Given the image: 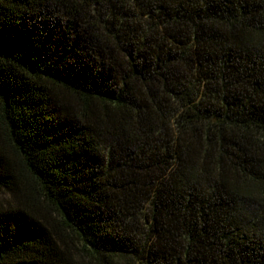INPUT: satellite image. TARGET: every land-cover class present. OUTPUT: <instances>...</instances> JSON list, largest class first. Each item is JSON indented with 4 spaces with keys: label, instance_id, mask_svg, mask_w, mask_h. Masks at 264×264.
<instances>
[{
    "label": "trees",
    "instance_id": "16d2710c",
    "mask_svg": "<svg viewBox=\"0 0 264 264\" xmlns=\"http://www.w3.org/2000/svg\"><path fill=\"white\" fill-rule=\"evenodd\" d=\"M0 264H264V0H0Z\"/></svg>",
    "mask_w": 264,
    "mask_h": 264
}]
</instances>
